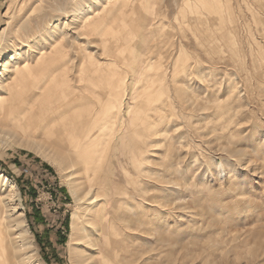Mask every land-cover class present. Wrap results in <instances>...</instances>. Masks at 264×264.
<instances>
[{
	"label": "rangeland",
	"instance_id": "1",
	"mask_svg": "<svg viewBox=\"0 0 264 264\" xmlns=\"http://www.w3.org/2000/svg\"><path fill=\"white\" fill-rule=\"evenodd\" d=\"M139 1L0 0V63L10 55L1 85L11 81L13 65L33 66L54 41L64 54L49 79L75 88L83 56L106 63L114 37L132 57L134 42L142 50L170 36L153 58L165 73L166 94L152 104L134 97L126 66L115 64L124 81V128L96 173L79 161L57 169L49 162L57 160L56 146L45 135L31 138L0 122V179L15 185L28 231L23 235L12 217L0 220L3 264L81 263L75 242L86 218L99 226L98 205L105 218L133 224L132 234L122 230L125 264H264V0ZM139 13L146 22L137 32ZM83 14L104 17V29H85ZM180 48L187 63L173 78L170 58ZM90 188L92 199L105 197L93 207L83 199Z\"/></svg>",
	"mask_w": 264,
	"mask_h": 264
},
{
	"label": "bare ground",
	"instance_id": "2",
	"mask_svg": "<svg viewBox=\"0 0 264 264\" xmlns=\"http://www.w3.org/2000/svg\"><path fill=\"white\" fill-rule=\"evenodd\" d=\"M122 3L123 1L115 2L110 5L111 7L109 6V10L111 11L119 5L122 7ZM137 7L140 8L141 6ZM107 11L108 9L106 12ZM138 16H140L139 20L142 21L141 23H138L139 25L136 24L137 27L134 25L137 32L145 29L144 23L146 22L143 20L144 16L142 13H139ZM103 23L104 17L96 19L93 15L86 14L84 15L82 26L85 27V29L92 28L96 35L100 29H104L102 26ZM124 32H126V30ZM162 32L163 31H161L160 34ZM103 35L105 36V34ZM148 35L150 36V34ZM169 37L165 36V38L161 40L159 46L154 45V47L150 48V46L148 47L147 45V48L144 47L142 50L138 49L139 47L137 48L138 45L135 44V42H131L133 45L130 53H134L132 57H128L124 49L120 46L121 36L114 37L112 40L110 39L114 42V46L105 49L104 54L107 53L113 58L109 60L110 62L107 61L103 64L92 54L85 55L86 58L84 61L83 56L77 74L79 75V85H77L79 87L75 86V88H71L66 82V79H62V81L59 82L56 81V79L55 81L49 79L51 77L50 74H53L51 67L57 61L60 62V59L62 60L64 54L62 48L59 46V42L54 41L48 52L44 50L41 52L33 66L27 68L26 64L21 63L12 66L13 77L11 81L5 85L0 84V122H9L12 123V125L21 127L24 134L31 138H34L37 134L45 135L52 144L56 146V148H54L56 149L55 157L57 160L50 159L49 162L57 167V169H61V167H59L60 163L67 162L70 167H72L74 165L72 161H79L86 171L92 172V174L96 173L101 165L104 153L109 146V142L113 140V137L116 135L115 131L124 128L122 111L118 106V101L122 100L121 95H123L124 81L122 80V76L120 77V75H122V70L116 67L117 65L115 66V64L117 61H123L122 63L126 66V70H124L123 73H130L133 82H130V84L132 86L134 85V97L142 98L140 99L143 101H141L142 103L152 104L155 96L157 98L158 94H166L167 87L164 82L165 73L164 71L159 70L158 67L155 68L158 64L156 65L153 58L154 54L157 52V48H164L169 42ZM145 44H147V42H145ZM180 49L178 50L180 51ZM181 52L182 49L176 54V57L170 58V66H172V69L170 68L172 71L171 77L173 78L180 73L179 70L186 66L187 63L186 60L183 63V52ZM162 53H164V51ZM9 56L10 55L7 54L1 59L0 80L4 72L8 71L10 61ZM167 56L168 55H166V57ZM29 76L35 77L32 82L29 81ZM20 83L24 85L23 88L26 87L29 90L27 93L22 92L21 86H19ZM59 89L62 92H60ZM91 104L93 106H91ZM221 105L222 104L220 103L215 104L216 108L221 107ZM137 110H139V108ZM139 119L140 115L137 113V115L132 117V124ZM145 121L144 123H146ZM23 122H27V125L24 126ZM34 142L29 140L25 143L32 144ZM0 184L2 190L5 191L4 196L0 197V220L5 219L6 217H12L15 228H23L22 234L27 235L28 231L22 221V213L17 204L19 198L15 185L6 179H0ZM90 190L91 188L85 192L83 199L84 201L87 200V202L85 201L87 205L92 204L93 207L94 204L96 205L99 200L105 197H98L100 199L93 197L94 199H92V196H90ZM116 193L122 194L125 192L116 191ZM116 203L119 208L121 202L116 201ZM97 207L99 208L96 210V221H98L97 223H99V226H95V223L92 220L86 218V220H84V225L80 227L81 235L78 241L75 242V244H82L79 253L80 259L82 260L81 263H78L97 264V262H99L103 264H116L117 262V264H125L127 262L126 257H122V251L119 250V248L126 247L124 237L122 238V236H124L122 230L126 227L127 229H130L132 234V232H134L132 231L133 224L129 225L125 222V218L123 219L124 221L117 219L120 222H117L116 219L114 220V216L113 218L111 217L110 219H107L103 215L105 214L103 207H100L99 205ZM92 237L95 238L94 241ZM1 239L2 237L0 236V241ZM4 259L5 258L0 255V264L5 262L3 261ZM113 261H115V263Z\"/></svg>",
	"mask_w": 264,
	"mask_h": 264
}]
</instances>
